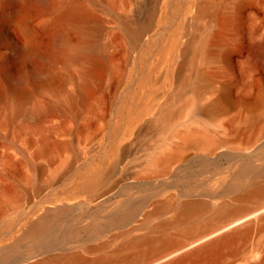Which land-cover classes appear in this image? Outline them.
<instances>
[{
    "label": "rangeland",
    "instance_id": "1",
    "mask_svg": "<svg viewBox=\"0 0 264 264\" xmlns=\"http://www.w3.org/2000/svg\"><path fill=\"white\" fill-rule=\"evenodd\" d=\"M91 1L99 23L87 59L99 62L103 71L94 96L73 107L66 97L72 92L71 78L54 98L49 87L35 88L28 69L20 84L31 92L25 110L53 100L59 105L38 114L15 112L0 73V255L12 242L19 251L33 242L21 234L45 209L56 213L36 230L38 252L70 251L52 242H113L106 247L110 250L114 242L146 230L141 216L121 222L111 218L123 217L122 211L153 184L165 180L182 185L197 171L213 182L221 177L225 184L216 188L226 185L230 195L237 191L233 183L238 166L264 171V53L254 52L256 43L264 40V0ZM20 3L0 0V21L21 8ZM27 7L35 20L41 6ZM9 29L21 38L17 25ZM204 33L207 57H197L195 64L209 81L199 103L227 91L228 106L213 117L195 113L190 103L194 94L186 89L168 107L176 112L170 123L160 125L157 107L189 74L187 46ZM70 38L77 40L74 34ZM53 68L60 70L61 65ZM189 129L210 133L221 142L209 151L198 148L182 139ZM166 150L174 153L173 163L167 173L156 174L152 159ZM117 154L119 168L104 174ZM254 241L245 239V250Z\"/></svg>",
    "mask_w": 264,
    "mask_h": 264
},
{
    "label": "bare ground",
    "instance_id": "2",
    "mask_svg": "<svg viewBox=\"0 0 264 264\" xmlns=\"http://www.w3.org/2000/svg\"><path fill=\"white\" fill-rule=\"evenodd\" d=\"M17 2H21V8L0 21V73L2 77H6L7 95L11 99L13 110L38 114L59 105L53 100L35 104L31 110H25L24 100L31 92L20 84L25 80V71L28 69L35 88L49 87L54 98L60 93L63 81L71 78L72 92L66 97L73 107H79L95 95L103 76L99 62L87 59L92 45L90 38L97 31L99 23L92 1ZM31 3L41 6L35 20L31 19L27 9ZM11 24L19 27L21 38L15 37L10 31ZM38 29L48 37L46 41L43 42L42 32ZM137 32L138 29L135 34ZM71 34L76 36V42L71 41ZM205 36L204 33L199 39L194 37L187 46V49L190 46L191 69L165 102L157 107L158 124L170 123L176 112L168 107L176 98H181L186 89L194 94L190 103L193 104L191 109L195 113L213 117L228 106L227 91L220 92L205 103H199L204 84L209 81V77L201 69L198 70L195 64L197 57H207L209 42L206 43ZM254 52L259 55L264 53V40L256 43ZM55 63L61 65L60 70L53 68ZM2 99L0 92V101ZM240 101L250 106L246 99L241 98ZM190 103L186 102L187 105ZM208 134L210 133L206 134L199 129H189L182 134V139L209 151L219 139ZM118 156L117 154L107 164L104 174L109 175L116 171V167L119 168ZM173 156L171 150L155 155L152 159L154 172L160 175L169 170ZM253 166H238L240 169L235 173L233 183L237 191L230 195L229 188L224 185L221 177L215 178L213 182V178L197 171L190 175L192 181H186L182 185L165 180L153 184L146 194L122 211L126 212L123 217L111 218L113 222H121L141 216L139 221L142 226L146 224V230L139 235L128 236L124 242H114L110 250H106V247L113 242L87 246L80 243L76 245V242H52V246L64 244L70 251L38 252L41 242H37L36 230L48 222L51 213H56L54 209H45L21 234L31 237L33 242L20 251L16 249L17 242H12L6 254H18H1L0 264H264V171ZM223 182L224 187L216 188L217 184L221 185ZM168 211L171 214L164 216ZM152 219L157 221L150 223ZM252 237L255 241L251 242L250 247L247 245L249 249L245 250L246 242L243 241ZM78 246L80 251L72 250Z\"/></svg>",
    "mask_w": 264,
    "mask_h": 264
}]
</instances>
